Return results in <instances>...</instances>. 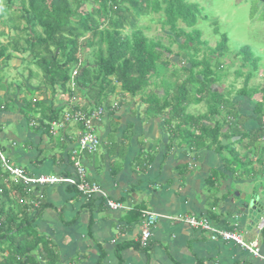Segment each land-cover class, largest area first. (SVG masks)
Listing matches in <instances>:
<instances>
[{
	"label": "trees",
	"instance_id": "obj_1",
	"mask_svg": "<svg viewBox=\"0 0 264 264\" xmlns=\"http://www.w3.org/2000/svg\"><path fill=\"white\" fill-rule=\"evenodd\" d=\"M13 5L14 0H6L2 12L6 15L5 25L16 34L7 45L0 43V59L8 63L12 52L22 56L29 54L32 63L40 68L42 80L33 86L30 79L34 72L30 71L26 81L15 85L13 94L9 91L11 85L0 81V89L5 91L0 97V114L17 107L27 132L39 138L40 146L51 145L42 149L39 143H34L38 151V156L32 161L35 166L48 162L53 167L61 166L57 173L51 175L72 176L70 169L74 163L71 158L73 151H79V131L84 127L81 122L66 121L65 109L69 108L71 113H83L85 109L69 105V102L67 106L64 96L71 100L79 91L84 93L90 107H105L104 104L112 100L119 83L123 93L140 95L143 103L147 104L144 121L157 122L162 118V125L167 126L173 136L179 135L189 149H208L218 153L227 169L233 167L236 171L240 168L247 171L253 167L252 160L245 158V154L241 155L235 145L250 138L248 147H244L247 153L253 151L255 155L262 152L264 103H255L251 119L256 126L246 132L244 113L231 99L232 91L212 89L222 80V58L229 51L228 37L223 33L214 48L202 40L200 29L195 28L199 19H207L200 4L189 0H20L18 11L10 13ZM88 5L91 8L86 10ZM251 5L252 17L264 22V3L252 0ZM160 12L164 14L162 26L171 32L167 37L172 40L170 45L161 39L149 38L141 25L145 15ZM173 43H177V51L172 50ZM200 52L204 53L202 58L198 56ZM236 55L241 58L242 66L250 69L245 75L243 88L237 91L238 96L253 98L262 93L264 100V86H249L263 57L249 45L238 48ZM171 56L178 58L179 69L186 74L183 80L179 79L178 72L172 71L167 75ZM74 70L78 72L75 78L72 76ZM236 74L242 75L240 71ZM72 80L76 92L71 90ZM233 86L232 83L231 88ZM159 88L163 92L158 94L156 90ZM39 93L42 98L37 99ZM21 94L25 96L18 100ZM59 96L60 100L56 101ZM192 104H205L207 113L198 117L189 115L187 109ZM203 121H212V126ZM3 125L0 123V134L6 138L2 132ZM108 128L110 144L103 145L104 142L100 141L96 151L101 146L118 149L116 145L119 142L114 137L117 122L113 121ZM127 137L129 131L124 135ZM234 137L239 138L238 142L232 143ZM11 142L13 145L16 143L14 139ZM120 145L123 147L125 141ZM9 149L0 144V151L14 163L11 155L7 154ZM54 149L57 152L53 154ZM85 155H89L88 152H84ZM262 156L257 157L258 161L261 162ZM152 159L147 158L143 162L147 165ZM18 167L27 175L36 176L28 166ZM69 188L75 190L73 186L69 185ZM216 189L214 179L209 178V199ZM39 190L40 186L12 180L10 173L2 169L0 160V264H60L58 255L51 248L52 240L36 226L37 219L50 207L40 203L39 192H43ZM95 199L107 206L102 196L88 201ZM140 212L136 209L137 216H141Z\"/></svg>",
	"mask_w": 264,
	"mask_h": 264
},
{
	"label": "crops",
	"instance_id": "obj_2",
	"mask_svg": "<svg viewBox=\"0 0 264 264\" xmlns=\"http://www.w3.org/2000/svg\"><path fill=\"white\" fill-rule=\"evenodd\" d=\"M110 121H114V116ZM1 122H15L18 130L19 124L22 125L18 141L16 136L6 137L16 142L9 149L11 160L15 152L16 161L28 166L36 176L59 171L61 166L53 167L48 162L39 167L32 163L38 156L34 143H39L42 149L51 145L40 146L39 138L27 132L20 117L8 112L0 116ZM116 122L115 141H125V145L116 150L101 146L105 153L99 149L96 154L85 155L82 162L89 181L96 182L109 199L127 209L111 210L101 201H88L65 185L40 187L39 191L43 192H39L40 203L50 207L37 219L36 226L52 240L51 248L60 264H264V259L239 245L214 241L210 232L185 221L186 217L206 218L217 230L236 231L246 243L258 242L259 254L264 256V231L257 230L258 219L264 215V200H255L256 191L262 189L258 194L264 193L262 171L255 170V176L250 173L252 177L243 180V174L233 167L226 168L218 153L189 149L179 135L161 138L157 122L144 121V129L142 124L139 129V126L134 128L126 119ZM108 129L106 126L100 134L103 145L110 144ZM127 131L129 137L124 138ZM140 135L161 143L147 152L145 143L134 141ZM116 157L123 162H112ZM147 158L153 159L145 165L143 161ZM209 178L214 179L218 190L210 199ZM252 178L258 186L250 194V205H245L248 194L244 184ZM218 199L222 200L218 202ZM136 209L159 215L145 246H141V216H137Z\"/></svg>",
	"mask_w": 264,
	"mask_h": 264
},
{
	"label": "rangeland",
	"instance_id": "obj_3",
	"mask_svg": "<svg viewBox=\"0 0 264 264\" xmlns=\"http://www.w3.org/2000/svg\"><path fill=\"white\" fill-rule=\"evenodd\" d=\"M251 1L252 0H189V2H197L198 4H200L202 8H204V15L207 16V19H199L195 28L200 29L202 40L208 41L209 47L211 48L216 47L218 42H220L221 40V35L223 33L227 34L228 37L227 45L229 47V51L226 54H224V57L222 58L224 62V67L221 69L222 80L220 83L214 84L212 86V89L219 92H223L225 90L229 92L232 91L231 99L238 104V107L241 108V110L244 113L243 120L245 121L243 123L245 124V122H247V124H245L246 129H244V131L246 132H250L254 128V126H256L254 120L251 119L252 110L255 106V103L257 101L258 102L263 101L264 103L262 93H257L256 95H254L253 98L252 97L240 98L237 93V91L243 88L245 75L247 72L250 71L249 67L242 66L241 58L236 55V51L238 50V48L244 45H249L255 53H258L260 56L263 57L261 62L259 63L260 64L259 71L254 72L253 77L249 81V86L250 87L264 86V22L259 21L258 18L252 17ZM259 3L260 4L264 3V0H259ZM5 5H6V0H2L0 2V43H2L3 45H7L10 41V38L16 34V32L12 30V28L6 26L4 23L6 20V15L2 11L5 8ZM19 5H20V0H14V5L12 6V8L9 9V12L10 13H13L14 11L17 12L18 11L17 8H19ZM88 8H91V5L85 7L86 10H88ZM163 20H164V14L162 12L152 13L151 15L147 14L143 17L141 25L149 38L161 39L163 43H165L166 45H170L172 40L170 41L167 37L171 32L168 29V27L162 26ZM180 26L184 27L183 24H180ZM23 27L25 28L24 25ZM186 30L190 31L188 29ZM172 50L175 51L178 50L177 43H173ZM205 51H206L205 55H207L208 49H206ZM198 56L199 58H202L204 56V53L200 52ZM171 58H172L170 61L171 64L167 67V75H170L172 71L178 72L180 75L179 79L183 80L186 77V74H184V72L179 69V65L177 63L178 58L175 56L174 57L171 56ZM80 59L81 62L85 61L84 58H82L81 56ZM214 59H216V56ZM30 71L34 72V76L32 77V79H30V83L33 86H36L42 80L41 79L42 73L38 65H36L34 62L32 63L29 54L22 56L20 54L12 52L11 58L8 61V63H6L4 59H0V81L1 83L6 84L7 86L11 85V87H9L10 89L9 91L11 94H13L16 90L15 85H17L18 83L24 80L26 81L29 78ZM237 71H240L242 75L238 76L236 74ZM232 83L234 85L233 86L234 88H231ZM156 92L158 94L162 93L163 92L162 88L157 89ZM4 93L5 91L0 89V97H3ZM23 96L25 95L23 94L19 95L18 100H21ZM36 97L37 99L42 98L40 93L37 94ZM64 97L65 100H68L67 95H65ZM59 98L60 96L56 98L57 99L56 101H59L60 100ZM113 99H114V107L119 108V110H121V108L122 110H124V112L120 111L118 113H115L116 115L114 114V121L121 120L122 122L124 119L129 120L130 123L133 124L134 128L138 127L140 124H142V126L146 125V123L144 122V118H145V109L147 107V104L143 103V99L140 95L132 96L129 93H123L120 88V84L117 83L116 93L114 94ZM119 102H121L122 104V106L120 107H118L117 105L119 104ZM56 104L58 105V103ZM67 106H68V102H67ZM11 110H12L11 112H13V115H15V118L19 117V113L17 112V107L12 108ZM187 113L191 116L198 117L201 114L207 113V108L205 104H199V105L192 104L188 107ZM162 122H164L162 118L158 120L157 123L155 121L158 127H160L159 129L161 132L159 136H161V138L163 137V139L167 135L173 136L172 133L170 132L171 130H169L167 126H161ZM203 122L206 123L205 121ZM1 123H4L2 132L5 135L16 136V141H18V139L20 138V130L22 129V125L20 126L19 124V130H18L17 129L18 126L15 125V122L14 123L11 122L10 124H5V122H1ZM110 123L111 121L109 119L108 125L106 126H110ZM206 124H210L212 126V121ZM222 125L223 124H221V126ZM145 127L146 126H143V129ZM223 127H225V125H223ZM139 128L140 126L138 127V129ZM156 128L154 129V131L156 130L157 132ZM225 128L227 129V127ZM23 131L24 130H22V133ZM0 136H1L0 144L5 146L6 148H10L12 145L11 142L12 140L3 138L4 136H2V134H0ZM235 138L238 137L232 138L231 139L232 143L238 142L239 139L237 141H234ZM134 141L145 143V146L143 147L144 150H147V152L155 150L157 148V144L161 143V142L158 143L160 140L151 141L145 135H140ZM249 141L250 138H247L243 142V144H240V142H238L237 143L238 145L237 144L235 145V149L238 152H240L241 155L245 154L244 155L245 158H249L250 160H252L253 167L252 166L250 167H252L253 169L250 168L247 171L246 170L243 171L242 168H240V170L237 171V173L240 172V175L243 174L242 175L243 180L246 181L252 177L250 173H253V176H255L257 174V171L255 170L258 169L260 171H262V169L264 170V145L261 144L262 152L260 151V153L254 155L253 154L254 152L251 151V149H250L251 152L249 153H247V151L244 149L245 146L248 147ZM120 143L116 145L117 148L120 146ZM170 143L171 145H173V142L170 141ZM175 148H177V146H175ZM101 151L102 153H105L103 149H100V153ZM56 152L57 149H54L53 154ZM7 154L9 155V151L7 152ZM260 155H263L261 157V162L258 161L257 158L260 157ZM12 156H13L12 159L14 160V163L16 165H20V166L24 165L22 163H19V161L18 162L16 161L15 154ZM97 157L99 161L102 160L101 154H98ZM114 161L115 163L119 162L121 164L123 162V159H119V157H116L113 159L112 162ZM11 163L15 166L13 162ZM244 173H248L249 175H246ZM262 173L263 174L260 181H262L261 184H264V171ZM244 185H245L244 189L248 194L245 205H250L251 203L250 194L254 190V187L258 186V184H256L254 178H252L251 181H248ZM260 190L261 192L263 191L262 189ZM260 190L256 191L257 194ZM257 194L255 195L256 198L255 200L257 199L264 200V193H262V195L261 194L257 195ZM215 195L216 193L212 192V198H214ZM246 210H248V208ZM251 214L256 215L254 213Z\"/></svg>",
	"mask_w": 264,
	"mask_h": 264
},
{
	"label": "built area",
	"instance_id": "obj_4",
	"mask_svg": "<svg viewBox=\"0 0 264 264\" xmlns=\"http://www.w3.org/2000/svg\"><path fill=\"white\" fill-rule=\"evenodd\" d=\"M78 75V72L76 70L73 71L72 76L75 78ZM70 87L72 92H76L75 90V83L72 80L70 83ZM80 100V97L76 94L73 95L70 102L71 105L77 106L78 102ZM103 113L102 108H98L97 111L93 112L91 119L93 121L91 122V119H88L86 121V129L85 132L80 136V148L79 151H73V156L71 158V161L74 163V175L73 176H59V175H40L38 177H32L27 175L24 170L20 167L12 166L9 162V160L4 157L2 152L0 151V159L2 167L5 171L10 173V176L12 180L15 182H23L27 185L31 186H48V185H60V184H68L71 186H74L77 188V190L83 194V196H86L87 198L95 197V196H102L104 199H106L107 206L111 210H122L127 209L125 206L118 202H114L111 199H109L108 195L104 190L100 188V186L96 182H90L87 178V172L85 167L82 163V157L84 155V152H88L89 154H92L96 152L97 147L100 143V140L96 136V133H94L93 125L94 121L100 120V116ZM66 121H72V122H78L82 119H85V115L81 111H74V113H71L69 111H66L65 114ZM56 133V131H54ZM37 205V204H36ZM159 219V215L156 213L145 210L141 212V246H145L147 244V241L151 238V230L156 225L157 221ZM181 219V218H178ZM185 221L192 225L195 228H201L202 230L208 231L212 234V240H223L225 242H233L240 247L244 248L245 250H248L252 254L261 257L264 259V256L259 254V248H258V242L253 241L250 243H246L242 237V234L236 232V231H227V230H217L213 226H211V223L206 218H196V217H186ZM264 229V216L261 217L257 223V230L259 233Z\"/></svg>",
	"mask_w": 264,
	"mask_h": 264
},
{
	"label": "clouds",
	"instance_id": "obj_5",
	"mask_svg": "<svg viewBox=\"0 0 264 264\" xmlns=\"http://www.w3.org/2000/svg\"><path fill=\"white\" fill-rule=\"evenodd\" d=\"M78 95L79 97H80V100H79V102H78V104H77V106H80V107H83V109H85V110H83V114L85 115V119H82L81 121H78V122H81L82 124H83V127H84V130L83 131H79V139H78V142H79V140H80V136L85 132V130H87L86 129V121L88 120V119H91V116H92V114H93V112H95V111H97V109L98 108H102L103 109V113L101 114V115H99L100 116V120L98 121V120H96V121H94V125H93V129H94V133H96V136L98 137V139L102 142V140H101V132H104L105 131V127H106V125H105V123H106V120H111L112 119V117L114 116V114L115 113H117L118 111H119V108H115L114 107V99L112 98V100L110 101V102H108V104H104L105 105V107H103V106H100V107H98V108H93V107H90L89 106V103L87 102V98H85V95H84V93L82 94L81 92H76L75 93V95ZM67 102H69V105H71V102H70V99H68L67 100ZM118 105V107H120V106H122V104H121V102H119V104H117ZM74 106V105H73ZM122 109V108H121ZM68 110H70L69 108H66L65 109V111H68ZM110 113H111V116H110ZM93 121V119H91V122ZM2 152V151H1ZM98 151H96L94 154H96ZM2 154H3V152H2ZM89 154V153H88ZM93 154V153H92ZM4 155V154H3ZM4 157H6V156H4ZM83 157H84V155H83ZM83 157H82V159H83ZM81 159V160H82ZM1 160V159H0ZM9 160V159H8ZM9 162H10V164L12 165V166H14L12 163H11V161L9 160ZM83 163V162H82ZM72 166H73V164H72ZM83 166H84V164H83ZM1 167H2V164H1ZM15 167H18V166H15ZM85 167V166H84ZM2 169H3V167H2ZM85 169H86V167H85ZM4 170V169H3ZM73 170H74V167H73ZM5 171V170H4ZM7 172V171H6ZM86 172H87V169H86ZM9 173V172H8ZM74 175V173L72 174V176ZM88 175V174H87ZM32 177H38V176H32ZM89 180V179H88ZM56 185H58V184H56ZM60 185H65V186H68L69 187V185L68 184H60ZM52 186H54V185H52ZM71 186V185H70ZM74 187V186H73ZM75 188V190L83 197V198H85V199H87V200H89V199H92V197H90V198H87L86 196H83V194L82 193H80L78 190H77V188L76 187H74ZM96 197V196H95ZM264 216V215H263ZM263 216H261V217H263ZM260 217V218H261ZM259 218V219H260ZM259 219H258V221H259ZM258 223V222H257ZM263 231H264V229H263Z\"/></svg>",
	"mask_w": 264,
	"mask_h": 264
},
{
	"label": "water",
	"instance_id": "obj_6",
	"mask_svg": "<svg viewBox=\"0 0 264 264\" xmlns=\"http://www.w3.org/2000/svg\"><path fill=\"white\" fill-rule=\"evenodd\" d=\"M239 138H235V140L234 141H237Z\"/></svg>",
	"mask_w": 264,
	"mask_h": 264
}]
</instances>
